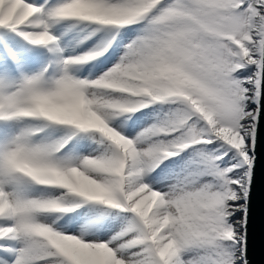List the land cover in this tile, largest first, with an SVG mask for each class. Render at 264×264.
Segmentation results:
<instances>
[{
	"label": "snow or ice",
	"instance_id": "6c2138e0",
	"mask_svg": "<svg viewBox=\"0 0 264 264\" xmlns=\"http://www.w3.org/2000/svg\"><path fill=\"white\" fill-rule=\"evenodd\" d=\"M262 128L264 0H0V264H251Z\"/></svg>",
	"mask_w": 264,
	"mask_h": 264
},
{
	"label": "water",
	"instance_id": "95a60500",
	"mask_svg": "<svg viewBox=\"0 0 264 264\" xmlns=\"http://www.w3.org/2000/svg\"><path fill=\"white\" fill-rule=\"evenodd\" d=\"M256 179L253 185L252 210L249 225V260L251 264L264 261V236L261 226V166L264 164V128L261 130L257 144Z\"/></svg>",
	"mask_w": 264,
	"mask_h": 264
}]
</instances>
